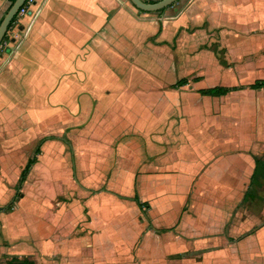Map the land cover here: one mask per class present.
Masks as SVG:
<instances>
[{
    "label": "crops",
    "instance_id": "1",
    "mask_svg": "<svg viewBox=\"0 0 264 264\" xmlns=\"http://www.w3.org/2000/svg\"><path fill=\"white\" fill-rule=\"evenodd\" d=\"M29 12L16 14L0 45V170H17L16 180L0 183V195L13 190L0 204L13 202L0 212V254L19 259L31 237L47 264H132L119 245H104L97 228L92 240L78 237L76 225L85 219L78 199L38 206L37 195L21 206L28 180L46 190L42 180L60 165V148L70 153L73 145L86 187L77 196L98 208L90 189L94 197L131 193L123 197L139 210L146 207L131 198L148 203L153 225L167 234L166 241L142 242L133 264H264V200L252 213L259 230L239 243L240 254L212 239L234 211L246 209L254 160L264 164V86L250 87L264 81V0H177L161 14L136 10L128 0H37ZM216 34L224 60L211 47ZM208 66L215 78H208ZM182 79L187 83L178 85ZM216 87L235 89L201 93ZM38 146L14 200L20 171ZM63 167L68 175L76 164ZM92 173L100 178L96 186L86 181ZM125 186L128 193L120 191ZM41 208L47 222L37 219Z\"/></svg>",
    "mask_w": 264,
    "mask_h": 264
},
{
    "label": "rangeland",
    "instance_id": "2",
    "mask_svg": "<svg viewBox=\"0 0 264 264\" xmlns=\"http://www.w3.org/2000/svg\"><path fill=\"white\" fill-rule=\"evenodd\" d=\"M8 5H9L8 0H0V18L5 13ZM220 39H222V37L220 38L219 35L216 34V39H215L216 42L212 43L211 47L216 50L218 54L217 57L224 60V50L222 49V43L218 42V40L220 41ZM233 64L234 63H232L231 66H233ZM212 70L213 68L211 66L207 67L209 79L215 78V76L217 75L214 72H212ZM195 74L196 73L190 74L187 77L189 78L187 80H192L193 77L196 76ZM254 77L259 79L260 74L259 73L254 74ZM55 124H57V122H55ZM71 147H72V151L70 153L67 149H65L62 152L61 148L57 145L56 148H60L59 151H61L60 152L61 154H59V157H62L65 160H63L62 158L58 159V163H60V165L59 166L57 165V167H53L52 169L48 170L47 172L49 174L48 179L42 180L44 182V188H46V190L42 188V190L38 192V189L36 186L37 183L35 185V180L37 179L32 178L28 180L26 186L24 187L22 191V196H20V199H21L20 203L25 202V200H27V202L23 203L21 206L30 207L32 204L31 201L37 195H38V200L35 201L33 204L34 205L37 204L38 206H39V203L48 202L49 200H51L52 203L62 202V203L69 205L70 203L72 204L76 202L75 200L78 199L79 205H80L78 206V208H80V210L85 215V219H83L81 223H77L76 225L78 229L82 230V233L78 237H83V238L89 237V239L92 240L91 238H94L95 234L93 235L89 233H94L95 228H97L98 232L102 231L104 233L102 242L105 243L104 244L105 246L114 247L116 245H119L121 249H119L118 251L120 252L121 258L125 259L126 263L130 262L133 264L136 261H138V258L136 257V254L138 252L137 249L142 242H145L146 244H148L149 242H161V241L167 240V239L165 240V236L167 234L165 233L161 234L160 229H159L160 227L157 228V226L159 225H157L156 227L153 225V220L151 218V213H150L151 207L149 209L145 208V209L139 210L129 200L125 199L126 196H132L131 193L130 195H119V196L116 195L117 193L116 194L104 193L100 197L99 195L98 197H94L96 193L92 191L93 189H90L88 190V193H86L88 194V199L90 198L89 201H91V198L93 197L94 203L98 208L92 207L89 203H87V197H85L86 196L85 194H83V197L77 196L76 191L79 192V195H80V190L82 191L86 187L81 183V179H80L81 171L78 170L79 165H80L81 154L75 151V149L73 148V145H71ZM57 158H58V155L55 156V160ZM75 164H76V167H75L76 169H74L73 173L72 171L69 170V172L67 173L68 175H64L65 169L63 168L65 167L63 166L65 165L70 168L72 167V165L74 166ZM90 164L92 163H89V165ZM16 177H17V170H16V166L14 165L10 166L5 171L0 170V183L3 185L4 184L7 185L8 181L16 180ZM216 177L217 178L219 177L217 173H216ZM67 178L71 180L73 187H71V185L68 183ZM257 180L262 185V187L257 186L254 189V193L257 199L256 200L254 199L253 201L248 202L247 207L244 205V207H246L245 210L234 211L228 223L223 225V227H225L223 231L221 232V229H219L215 233L212 234V239L214 240L216 239L217 241H219V239L222 238V241H224L226 245L229 246L231 253L240 254L241 250L239 249V245H240L239 243H241L243 239H246L252 235H255V233L259 230L261 220L258 219L254 214H257L259 212V210L262 207V203H263L262 200H264V186H263L264 171L261 172V175L258 177ZM86 181L88 184H91L92 186L93 185L96 186V184L99 183L100 178L95 173H92L90 176L88 177L86 176ZM148 183L154 184L155 182L149 181ZM243 187L244 185L242 187L240 185L239 191ZM98 188H101V187H98ZM146 188L149 190V193L154 192L153 189L149 185ZM2 190L3 188H1L0 186V193L2 192ZM130 190H131L130 187L125 186L120 191L128 193ZM61 192L64 193L62 196L60 195L62 194ZM220 192L223 193V190L216 189L215 194L217 196L218 195L222 196ZM238 192H234L233 194H237ZM12 193H13V190H8V191L5 190V194L0 195V204L9 202L11 200ZM123 196H125V198ZM190 204L191 203L188 202L187 204L184 205L185 213H190L189 212ZM43 209L44 208L40 209V214L37 218L42 223L45 221L47 222L49 218L47 214L42 213ZM24 214L25 216L28 215L29 211L25 212ZM70 214L73 215L72 212H70ZM50 220H52V218H50ZM30 226H31V222H29V224L26 227L30 228ZM229 229L231 231H229ZM136 230H137V233H135L136 235L135 234L133 235V231L136 232ZM171 233L172 234L170 235L172 237H175L174 239L176 240L177 237L179 236L177 225L175 226V228L171 229ZM30 238L31 237L29 238L27 237L26 239H24V241L21 240L25 244H21V246L19 247L20 248V253L18 255L20 256L19 261H21L24 264H32V263L38 264V260H42V258L39 257V252L36 251L37 245L33 243ZM229 238H235V240L230 241ZM126 247H129L130 249H126ZM249 253H251V251ZM104 254H109L107 255L108 257V256H111L112 253L111 251L108 250V251H105ZM10 258L11 256L7 254L6 255L0 254V264H5L8 260H10ZM115 259H119V258H115ZM119 260H115V261H119ZM169 261H172V260H169ZM40 263L47 264V262H43V260ZM103 263L110 264L111 262H107L105 260L103 261Z\"/></svg>",
    "mask_w": 264,
    "mask_h": 264
},
{
    "label": "trees",
    "instance_id": "3",
    "mask_svg": "<svg viewBox=\"0 0 264 264\" xmlns=\"http://www.w3.org/2000/svg\"><path fill=\"white\" fill-rule=\"evenodd\" d=\"M14 0H9L10 3H12ZM165 9L159 11V12H156L157 14H161ZM16 19V16L13 18L12 22L10 23L8 29L11 27V25L13 24V22L15 21ZM5 38V35L3 37V40ZM2 40V42H3ZM186 80L185 79H182L180 80L179 82H177L178 85H183V84H186ZM264 86V81H255L250 87L253 88V89H258L260 87H263ZM235 88H212V89H208V90H205V91H202L201 93L204 94V95H209V96H219V95H224L226 94L227 92L231 91V90H234ZM65 142L68 144V141L65 140ZM40 152V149H39V146L36 148L35 152H34V156L32 158H30L26 164L24 165V167L22 168V170L20 171V174H19V178L17 180V183L15 185V190H16V194L14 196V200L21 188V185L22 183L24 182L25 180V177L30 169V167L35 163L36 161V155L39 154ZM254 163H255V168L250 176V179H249V184L247 186V189L244 193V199L245 201L247 202H251L254 200V197L256 196L255 193H254V189L255 187H257V179L258 177L261 175V172L264 171V164L261 163V161L259 160H254ZM131 200H133L137 206L139 208H147L148 207V203L146 202H141L139 200V198L137 196L131 198ZM12 205H13V202L9 205V206H5V207H0V212L1 211H5V210H10L12 208ZM6 264H24L22 263L21 261H19L18 258L16 257H12L10 258V260H8L6 262Z\"/></svg>",
    "mask_w": 264,
    "mask_h": 264
},
{
    "label": "water",
    "instance_id": "4",
    "mask_svg": "<svg viewBox=\"0 0 264 264\" xmlns=\"http://www.w3.org/2000/svg\"><path fill=\"white\" fill-rule=\"evenodd\" d=\"M25 1L26 0H14L7 7L5 13L3 14L0 20V44L3 40V37L10 23L12 22L19 8L23 5ZM128 1L136 10H139L141 12H146V13H156L172 5L177 0H158L155 2H151V3L144 2L142 0H128Z\"/></svg>",
    "mask_w": 264,
    "mask_h": 264
},
{
    "label": "built area",
    "instance_id": "5",
    "mask_svg": "<svg viewBox=\"0 0 264 264\" xmlns=\"http://www.w3.org/2000/svg\"><path fill=\"white\" fill-rule=\"evenodd\" d=\"M37 0H26L23 5L19 8L17 14L19 17H22V16H26L27 14H30L29 12V8L34 6V4L36 3ZM30 16V15H29ZM36 16V13H33L30 20H29V23L28 25L26 26V30L28 29V26L30 24V22L33 20V18ZM1 45V44H0Z\"/></svg>",
    "mask_w": 264,
    "mask_h": 264
}]
</instances>
